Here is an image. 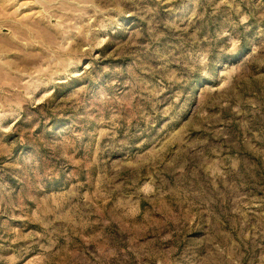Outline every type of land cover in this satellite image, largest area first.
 Listing matches in <instances>:
<instances>
[{"label":"rangeland","instance_id":"374dc122","mask_svg":"<svg viewBox=\"0 0 264 264\" xmlns=\"http://www.w3.org/2000/svg\"><path fill=\"white\" fill-rule=\"evenodd\" d=\"M0 264H264V0H0Z\"/></svg>","mask_w":264,"mask_h":264}]
</instances>
